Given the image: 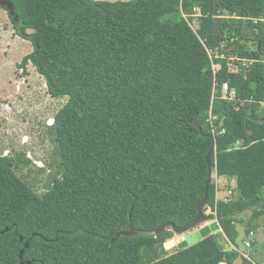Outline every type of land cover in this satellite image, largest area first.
Wrapping results in <instances>:
<instances>
[{
    "label": "trees",
    "instance_id": "1",
    "mask_svg": "<svg viewBox=\"0 0 264 264\" xmlns=\"http://www.w3.org/2000/svg\"><path fill=\"white\" fill-rule=\"evenodd\" d=\"M9 1L32 45L18 67L67 100L47 125L46 191L13 170L29 158L0 156V264H21L26 241L23 264H232L236 224L249 235L264 215V0ZM210 150L212 172L236 185L216 200L211 182L202 212L232 248L212 233L166 254L170 228L111 241L193 220Z\"/></svg>",
    "mask_w": 264,
    "mask_h": 264
},
{
    "label": "rangeland",
    "instance_id": "2",
    "mask_svg": "<svg viewBox=\"0 0 264 264\" xmlns=\"http://www.w3.org/2000/svg\"><path fill=\"white\" fill-rule=\"evenodd\" d=\"M10 17L8 11L0 6V156L12 158L14 163L19 158L22 160L24 157L29 158V162L25 165L19 161L18 167L12 168L19 178L28 183L36 193L41 194L47 189L48 174L54 172L57 161L53 154L54 144L51 135L47 132V125L52 124L50 121L66 103L67 98L50 97L44 78L30 63L27 64L25 71L18 67L22 58L32 51V45L28 40L15 34ZM180 17L181 14L174 13L164 15L161 20H176ZM192 27L194 29L198 27L196 20H193ZM38 166L45 170L42 173L37 172ZM211 179L215 185H224L223 190L217 191L219 198L227 197L229 189L232 190L236 185L234 179L217 177L215 171L212 172ZM260 195L264 203V187ZM260 206L261 203H258L247 208L242 213L244 220H247L253 210ZM205 212L210 215L211 209L207 207ZM256 223L259 225L257 230L252 234H245L249 245L246 246L243 255L252 261V264H264V215ZM219 232L221 233V231L215 232V238L221 247L232 248L229 240ZM252 240L255 244L251 245ZM178 242L179 235L173 233L172 238L163 244L166 254L175 252Z\"/></svg>",
    "mask_w": 264,
    "mask_h": 264
},
{
    "label": "water",
    "instance_id": "3",
    "mask_svg": "<svg viewBox=\"0 0 264 264\" xmlns=\"http://www.w3.org/2000/svg\"><path fill=\"white\" fill-rule=\"evenodd\" d=\"M0 6L5 7L12 17V19H16V14L14 12V8L12 3L9 0H0ZM52 123V121H50ZM213 151L210 150L206 156V163L208 165L209 170V176L205 184V190H204V199L198 206V213L195 216L193 220H191L186 226L184 227H177L172 223H164L157 229L150 231V230H138L131 228L128 231H124L121 233H118L111 241L113 242L117 237L120 235H124L127 237L132 236H140V235H148L152 236L156 233L162 232L167 228H170L175 234L179 235V242L176 244V248L178 250L185 249L198 241L202 240L203 238L209 236L212 233H215L217 231H222L221 227L217 220H214L209 214L206 212H202V207L207 200L208 197V187L211 183V155ZM235 230L237 233V236L235 237L234 244L237 246L238 256L237 258L232 262V264H243L244 261V251L246 250V246L244 244L245 239V228L241 224H236ZM28 247V241L24 243V248ZM24 248L20 251L19 258L21 260V264H23V252ZM30 264V262H26Z\"/></svg>",
    "mask_w": 264,
    "mask_h": 264
},
{
    "label": "built area",
    "instance_id": "4",
    "mask_svg": "<svg viewBox=\"0 0 264 264\" xmlns=\"http://www.w3.org/2000/svg\"><path fill=\"white\" fill-rule=\"evenodd\" d=\"M223 88L226 89V88H227V84H224ZM217 187H218V185H216V190L218 191ZM228 192H229V195H230V194H231V191H228ZM226 198H227V197H224V198H222V199H223V200H227ZM218 199H221V198H219V197L217 196V192H216V200H218ZM244 240H245V239H244ZM248 245H249L248 243L245 244V246H248Z\"/></svg>",
    "mask_w": 264,
    "mask_h": 264
},
{
    "label": "bare ground",
    "instance_id": "5",
    "mask_svg": "<svg viewBox=\"0 0 264 264\" xmlns=\"http://www.w3.org/2000/svg\"><path fill=\"white\" fill-rule=\"evenodd\" d=\"M174 243V242H173ZM170 245H172V242L170 243ZM223 264V263H222Z\"/></svg>",
    "mask_w": 264,
    "mask_h": 264
},
{
    "label": "crops",
    "instance_id": "6",
    "mask_svg": "<svg viewBox=\"0 0 264 264\" xmlns=\"http://www.w3.org/2000/svg\"><path fill=\"white\" fill-rule=\"evenodd\" d=\"M226 249H230V248H226Z\"/></svg>",
    "mask_w": 264,
    "mask_h": 264
},
{
    "label": "clouds",
    "instance_id": "7",
    "mask_svg": "<svg viewBox=\"0 0 264 264\" xmlns=\"http://www.w3.org/2000/svg\"><path fill=\"white\" fill-rule=\"evenodd\" d=\"M211 213V212H210ZM214 219V218H213ZM216 220V219H215Z\"/></svg>",
    "mask_w": 264,
    "mask_h": 264
}]
</instances>
